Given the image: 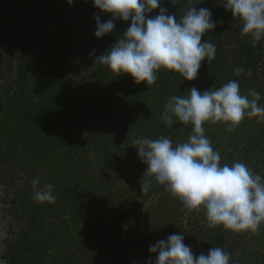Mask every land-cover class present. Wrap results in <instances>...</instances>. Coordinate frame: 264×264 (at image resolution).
Returning <instances> with one entry per match:
<instances>
[{"label":"trees","instance_id":"trees-1","mask_svg":"<svg viewBox=\"0 0 264 264\" xmlns=\"http://www.w3.org/2000/svg\"><path fill=\"white\" fill-rule=\"evenodd\" d=\"M8 1L13 12L8 16L14 20L9 25L14 31L7 28L0 35V48L9 41L15 49L17 73L0 94L4 103L0 110V142L4 144L0 150V179L12 187V192L1 199L11 217L5 260L10 264H133L132 255H138L141 249L130 234L132 228L141 224L144 231L149 219L158 220L163 214L172 223L179 221V231L194 256L207 254L211 247L236 252L233 249L236 244L238 247V236L245 231L209 228L205 209L188 211L165 186L155 183L144 192V199L156 194V199L167 202L170 210L161 204L155 216L152 205L159 203L156 201L141 211L139 206L145 200L139 204H129L131 198L120 200L124 191L121 183L123 177L132 182L143 177L147 168L137 155L134 139L166 137L178 145L193 134L182 133L175 117L172 127L161 119L169 97L187 96L192 87L201 92L209 90L206 86L215 80L225 81L218 76L231 66L233 72L242 68L244 76L261 61L264 74V40L253 46L251 34H242L243 22L223 7L225 0H162L161 7L175 14L177 20L195 6L210 9L212 19L223 23L202 37V42L208 40L215 45L216 54L214 59L201 62L195 80H184L179 73L161 68L156 73L157 81L147 85L96 63L131 21L116 19L114 30L97 38L95 17L99 15L104 23L111 16L95 8L92 0H72L71 4L68 0H37L31 9L34 0ZM17 9L23 14L16 13ZM32 18L37 21L32 23ZM231 33H236L234 38ZM231 57L233 64L228 63ZM254 84L258 86L256 81ZM205 124L218 129L223 122ZM223 126L205 133L213 149L219 151L221 165L242 162L257 174V167L264 162L251 165L242 158L251 153L225 145L230 140L238 144L235 133H225ZM187 127L191 132V126ZM17 164L30 179L18 186L13 181ZM95 169L99 177L94 175ZM35 178H39L41 187L52 185L54 203L34 201L31 181ZM122 208L129 215L115 222V212ZM183 216L188 223L185 226ZM241 242L243 259L235 258L232 264H264L263 233L254 243L262 249L260 252L255 245ZM92 252H98L100 258L93 260Z\"/></svg>","mask_w":264,"mask_h":264},{"label":"clouds","instance_id":"clouds-1","mask_svg":"<svg viewBox=\"0 0 264 264\" xmlns=\"http://www.w3.org/2000/svg\"><path fill=\"white\" fill-rule=\"evenodd\" d=\"M92 2L101 13L111 16L104 23L99 15L95 17L97 38L111 33L116 19L131 21L121 38L96 59L118 75L127 74L136 83L152 85L158 79L157 71L163 68L193 81L201 62L215 58V45L202 42V37L223 21H214L208 8L189 7L177 20L175 14L161 7L162 0ZM223 7L243 22L242 34H251L253 46L264 40V0H225ZM157 9L158 13L150 16ZM235 72L240 75L243 69ZM187 92V96L169 97L161 113L168 127H172L174 117L193 126L187 142L174 145L166 137L133 141L138 157L147 166L141 190L148 192L154 183L165 186L188 211L205 209L209 228L256 232L264 222V177L242 162L221 165V155L213 149L203 125L223 122L235 129L245 117L264 118V106L258 103L261 95L255 90L241 94L237 81L203 92L192 87ZM31 183L34 201L55 202L51 184L40 187L39 178ZM184 239V235L171 234L150 245L149 252L157 255L155 261L149 258L146 264H230V254L223 248L211 247L207 254L194 256ZM0 264L7 262L0 259Z\"/></svg>","mask_w":264,"mask_h":264},{"label":"rangeland","instance_id":"rangeland-1","mask_svg":"<svg viewBox=\"0 0 264 264\" xmlns=\"http://www.w3.org/2000/svg\"><path fill=\"white\" fill-rule=\"evenodd\" d=\"M37 0L31 1L29 5V8L31 9L32 6L34 5V3H36ZM24 9V8H23ZM23 10L22 9H17L16 13H22ZM35 12V11H33ZM23 14V13H22ZM8 15H13L12 9L9 5V1L8 0H0V35L4 34L7 30V28H10L9 23H11L12 21H14L11 17H9ZM12 19V20H11ZM27 18H24V21L26 22ZM32 23L37 21L36 19L32 18ZM28 23V21H27ZM27 27V24H25ZM27 29V28H26ZM14 31V27H11L8 32H12ZM33 31V30H32ZM35 32L36 34L39 33V25L35 27ZM231 35V37L234 38V36L236 35V33H231L229 34ZM230 38V37H228ZM263 49H264V44L262 45ZM0 52L2 53L1 57H0V94L2 93V91L7 87V83L13 79L17 73L16 71V56H15V49L9 44V41L6 42L3 47L0 48ZM235 57V56H234ZM232 59L229 60V64L232 63L231 60H233L234 58L231 57ZM264 59V56H263ZM258 63L256 65L251 66L250 68V72L251 75H244L241 73L240 75H237L236 72L230 70L231 68L227 71V70H223L222 74L219 75L218 77H223L224 80L226 81H221V79L219 78V80H215V83L212 84H208V86H206V89H218L219 87L223 86L224 84L227 83V81H237L240 85V91L241 94L244 95H248L250 91L255 90L257 92L260 93L261 95V99L258 102L259 105L264 106V74H263V69L261 68L260 63H262L261 61H257ZM234 63V62H233ZM232 63V64H233ZM264 64V63H263ZM230 71L232 73H230ZM242 76V77H241ZM222 78V79H223ZM255 80H254V79ZM261 78L263 80H261ZM256 81L257 85L254 84V82ZM254 84V85H253ZM251 98V97H249ZM3 101L0 99V110L1 107L3 106ZM216 123H220V122H216ZM177 128H179V130L182 131V133L187 134V133H193V126L191 124H183L180 121H178L177 123ZM224 125V126H223ZM223 128L225 129V133H229V131L231 133H235V137L234 140L237 141V144H234L230 141H227L225 143V145H232V147L235 148H241V151H243L244 153L248 152L251 153L250 156H242L243 160L250 162L251 165H254V163L259 162V161H263L264 162V118H260V117H245L238 126L235 127V129H231L229 128L230 126L227 123H223ZM187 126H191V132H189V129ZM221 126V128H222ZM205 133L208 130H213V131H219L220 127H217L218 129H216L215 127H208L207 124L204 123L203 125ZM220 128V129H221ZM219 139H223V138H219ZM229 146V147H230ZM2 148H4V144L0 142V150H3ZM16 162V161H15ZM17 163V162H16ZM17 168L16 173L14 174V185H19V184H24L30 181L29 177L27 174H25L23 171H21L22 169H20L19 167L22 166L20 164ZM259 169H257V174L261 175L262 177H264V164H259V166L257 167ZM94 169V168H93ZM94 175L98 176V172H96V169L94 170ZM143 177L140 178H136L134 180V182L132 181H128L125 179V177L122 178V185L121 188H124L121 198L122 199H129L131 198V202H129V204H131L133 201H137V204H139V202L145 200V194L144 192H142L141 190V183H143L142 180ZM121 179V178H119ZM110 183V182H109ZM9 184H7L4 180L0 179V259H4L3 254H4V250L6 247V240L9 238V228H10V224H11V217L8 213L7 210L4 209V207L6 206V204L3 203V201L1 200L2 198H4V196L10 192H12L10 186H8ZM32 185V184H31ZM112 185V183L110 184ZM159 185V184H158ZM41 187V186H40ZM114 187H117L116 184L114 185ZM126 188V189H125ZM136 193V195H135ZM135 195V196H134ZM156 194H150L148 195L147 199L144 201L142 207L139 206V209L142 211L146 206H148V204H152L153 202H159L156 199ZM127 203V205H129ZM163 205L164 209L166 210H170V207L168 206V203H161V201L158 204H154L152 205V209H153V213L155 216H157L158 212L157 210L160 209V207ZM126 209H117V211L115 212V214H118L117 217L115 216L114 221L118 222V220H120L121 217H123L124 215H129L127 212H125ZM171 213L172 210H171ZM187 213V211H186ZM114 214V215H115ZM160 217V216H159ZM184 217V216H183ZM181 217L182 224L183 226H185L187 223V220L185 219V217L183 218ZM144 218V215H143ZM166 214H163L160 218L157 219H149L148 223H146L145 227H144V231L143 228H140L141 224H137L136 228L133 227L131 230V235L133 237V240H135L137 243H139L140 245V252H137L138 255H132L133 257V261L135 263L133 264H137V262L139 264H146V261L150 258L155 260L156 257H154L153 253L149 252V245L157 242V240L159 238H163V237H168L171 234H181L182 232L179 231L181 230L179 228V221H174L172 223V221H168L166 220ZM159 221V222H158ZM161 222V223H160ZM143 223V222H142ZM118 224V223H117ZM16 226V224H15ZM142 226H144L142 224ZM158 226H162L163 229L160 230L159 228L162 227H158ZM264 222H262L258 228V230L256 232H251V231H245V233H242V235L238 236V247L236 244L235 250L236 252H230L231 250H229L227 248V251L230 254V264H232V261L235 258L238 259H243V254H241V247L239 246V243L243 242H248V244H251L252 246L255 245V248H259L258 244H254L255 242L258 241V238L261 236V234H264ZM139 232V235L136 236V233ZM117 235V234H116ZM200 235V233H199ZM118 236V235H117ZM251 240V241H250ZM185 244H187V241H185ZM249 242H253V243H249ZM136 243V244H137ZM191 245V244H190ZM146 246V247H145ZM145 247V249H144ZM250 249V248H248ZM96 250V249H95ZM251 250V249H250ZM262 249L259 248V252ZM89 252V251H88ZM90 253V252H89ZM98 253V252H97ZM96 252H92V259L94 260H98V258H100V256L97 255ZM242 255V256H241ZM253 259V258H252ZM6 261V260H5ZM7 262V261H6ZM7 264H10L7 262Z\"/></svg>","mask_w":264,"mask_h":264}]
</instances>
